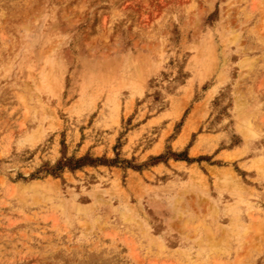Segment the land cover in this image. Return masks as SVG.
<instances>
[{
  "label": "rangeland",
  "instance_id": "374dc122",
  "mask_svg": "<svg viewBox=\"0 0 264 264\" xmlns=\"http://www.w3.org/2000/svg\"><path fill=\"white\" fill-rule=\"evenodd\" d=\"M0 264H264V0H0Z\"/></svg>",
  "mask_w": 264,
  "mask_h": 264
}]
</instances>
